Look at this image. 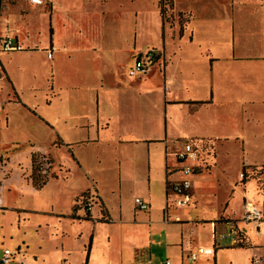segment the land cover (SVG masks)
Here are the masks:
<instances>
[{"label":"crops","instance_id":"1","mask_svg":"<svg viewBox=\"0 0 264 264\" xmlns=\"http://www.w3.org/2000/svg\"><path fill=\"white\" fill-rule=\"evenodd\" d=\"M155 2L158 3V22L166 29L159 2ZM29 4L25 6L21 3L23 9L41 6L45 10L43 3L34 4L29 0ZM51 5L48 10L51 20L49 46L45 44L44 50L49 60H54L55 50L60 57L58 62H52L51 72L55 74H52L48 89L40 92L35 87L38 79L45 75L43 70L36 68L33 72L38 79L31 80L27 74L23 76V81L27 78L31 86L30 94L25 95L12 72L7 71L2 62L0 64V78H7L9 82L6 96L2 95L0 87L3 101L0 123L4 117L0 130L12 140L10 153L8 150L0 151V155L7 156L6 163L0 161L3 196L0 212H18V227L13 232L18 236L16 254L23 252L18 259L20 264H52L50 254L45 250L39 254L40 259L37 255L35 259L26 255L29 242L20 227L22 221L26 225L31 219L30 214L43 215L37 222L50 228L51 235L58 238L62 247L57 253L59 264H118L120 256L136 258L148 249L152 255L155 248H164L167 252L165 259H171L172 264H190L193 261L188 259L189 253L185 255V249L193 247L199 237L194 235V229L200 230L198 228L203 223L207 224L205 228L213 231V245L200 243L198 248L204 247L208 252L200 254L195 262L211 264L209 256L217 250L218 214L201 220L175 216L179 210L185 212L195 206L194 177L204 172H200L201 164L198 163L192 176L191 203L176 206L174 195L168 190V182L181 177L178 171L180 164L175 156L181 146L175 151L173 145L191 141L199 147L208 138L226 141L227 138L197 133L194 124L198 121V125L205 126L206 123L198 120L194 112L214 104L218 93L234 98L264 93V0H202L198 9L192 5L178 7L173 0L174 10L187 14L188 21L184 27H169L172 41L168 48L165 44L160 49L150 48L163 52L162 69L136 75L128 72L119 79L121 82L107 79L109 66L105 65L102 51L108 48L98 38L87 36L91 27L82 25L77 15L80 11L72 8L70 18L65 20L59 0H51ZM54 16L58 21L56 27L52 24ZM0 27L3 31L0 32V53L18 52L15 54L28 56L36 53L37 38L22 36L26 33L25 28L19 25V21L10 19L8 8L0 9ZM9 32L15 35H2ZM7 36L19 43L22 50H3L2 43ZM142 39L143 34L139 30L135 32L133 42L128 43L129 50L120 48L122 44L118 48V44H114L112 64L118 65L125 56L124 52H130L136 60L143 51L140 46ZM26 48L30 50L24 51ZM97 49L100 51L89 54L91 58L88 62L93 67L86 73L82 66L88 55L83 52H96ZM49 52H52V57L48 56ZM61 62L67 63V69L61 70ZM61 77L65 82L61 81ZM20 107L27 112L19 110ZM243 110L245 114L229 119V122L247 124L248 109ZM17 111L21 116L30 118L32 125L18 123ZM39 134L48 138L50 148L38 149L29 144ZM247 134L244 131L236 139L244 145ZM20 140L29 144L28 151L22 152L29 155L26 162L22 161L18 151ZM54 148L60 151L58 159L52 155ZM33 154L44 156L46 162L50 158V165L57 163L59 167L48 176L41 188H36L32 179ZM72 163L76 168L74 170ZM98 168L107 171V177H98ZM127 182L133 183L134 203L130 209L121 203L113 207L105 188H110L114 196L121 198ZM253 187L254 184L250 183L247 191ZM6 191L13 192L15 197L12 199ZM247 194L251 196L249 192ZM84 195L94 198L91 208L82 205ZM136 197L148 202L149 207L140 209L135 203ZM22 199H28L27 205L21 206ZM246 202H243L244 208ZM96 205L98 208H95ZM230 210L227 211L235 214ZM242 218L246 221L244 215ZM242 221L235 214L226 225L232 229L231 232H237L239 241L246 239L249 244L245 247L238 243L236 246L250 249L255 240L244 231ZM256 223L260 238L264 221ZM6 230L2 229L5 233ZM10 238L13 240V236ZM68 238L72 239V259ZM258 257L262 258V263L264 254ZM147 261L153 262L151 258Z\"/></svg>","mask_w":264,"mask_h":264},{"label":"rangeland","instance_id":"2","mask_svg":"<svg viewBox=\"0 0 264 264\" xmlns=\"http://www.w3.org/2000/svg\"><path fill=\"white\" fill-rule=\"evenodd\" d=\"M160 1L164 9V18L162 17V22L164 27H168L166 29H163L162 24L158 22V3L155 2V0H59V4H61L65 12H62V17L65 20L70 18L69 15L72 14V8L76 7V9L80 11L77 15L80 16L82 25L87 28L91 27V31H87V36L91 39L98 38L104 42V46L108 48L102 51L106 58L105 65L109 66L107 79L109 81H114L123 77V74L125 76L128 75V68L135 62V58L133 59L130 56V52H124L125 56L118 62L119 64H112L113 59L111 54L114 52L112 48L114 44H118L116 48L119 47V44H122L120 48L129 50V47H127L128 43L133 42L135 32L140 30L141 34H143V39L140 41V46H142L143 51L152 47L160 49L164 44L166 48H168V44L172 41V32L170 28L177 29L178 27L186 26L188 16L185 13L174 10L172 6L173 0H158V2ZM21 3L25 6L30 5L29 0H0V9L8 8L10 19L19 21V25L25 28L27 34L22 33V36L37 38L35 45L37 47L34 48L36 53L28 56L27 54H15L18 52H2L0 53V64L2 62L6 70L12 72L14 77L18 80L23 93L29 95L31 86L29 82H27V78L25 82L23 81V76L27 74L31 80L38 79V77H35L37 74L33 72V70L36 68L43 70V74L45 75H42V77L38 79V84L35 87H38V91L45 92L48 89L52 74H55V72H51L53 68L52 62L54 60L58 62L60 54L55 50L54 60H49L44 50L45 44L49 46L50 39L51 20L48 10H50L52 6L51 0H43L42 5L45 10H43L41 6L23 9L24 6L21 5ZM201 3L202 0H175V4L178 7L192 5L195 9H198ZM59 17H61V14ZM57 22V18L55 19L54 16V20L52 19L54 27H56ZM0 32H3L1 27ZM6 34L15 35L14 32L3 33L2 35L5 36ZM152 37L153 39H151ZM29 45L30 47L33 46V44ZM27 50H30V48H26L24 51ZM99 51L100 49H97L96 52L92 50L83 52L85 55H88L87 61L85 60L82 66L86 73L93 67V64L88 62L91 58L89 54ZM155 53V61L152 70L147 73L162 69L165 59L164 54L161 50L156 49ZM71 54L73 55V53ZM73 63L75 66V60H73ZM59 67L61 70L67 69V63L61 62ZM61 81L65 82V79L63 78ZM119 81L121 82L122 80ZM8 84L7 78H0V87L3 96H6V92L8 93ZM7 105L8 104L5 105L6 108ZM244 108L248 109L249 120L247 124L240 125L230 123L229 119H234L245 114V110L242 112ZM20 109L25 113V108L20 107L19 110ZM194 113V116H196L198 120L206 123L205 126L198 125V121L194 124L197 128V133L227 138V140L224 141L215 138L203 140L202 145L199 146L198 162L201 164L200 172L204 173L196 175L193 181L196 204L195 206L189 207L185 212L179 210V212L175 213V216L201 220L203 218H213L218 214L216 219L218 223L216 230L217 250L209 256L210 263L251 264V258L253 256H261L264 254V226L261 227L262 235L259 238L257 236L259 232L257 223L242 221V215H244L245 210L243 209L244 201L246 202L249 200L257 206L264 204V93L261 95L253 94L248 97L238 98L218 93L214 97V104L200 107ZM30 116H32V114H30ZM16 118H18V123L25 125L28 123L32 125L30 118L21 116L18 111ZM209 122L213 123L207 124ZM3 124L4 117L0 123L1 129ZM244 131L248 134L244 145H242L236 137H240ZM38 133H40L39 130ZM40 134L29 144H33L34 147L38 149L50 148L48 138ZM11 143L12 140L6 138L4 133L0 130V151L5 152L8 150L10 153L12 151ZM29 144L25 143L24 140H20L21 147L18 151L21 153L20 157L24 162L28 160L29 155L27 152L23 154L22 152L28 151L27 148ZM180 146L181 144L174 143V150H177ZM51 151L53 152L52 155L58 159L60 156L59 149L54 148V151ZM217 155L219 162L216 161ZM6 160V155H0V161L2 163H6ZM43 162L44 170L42 174L49 177L59 168L57 163H52L50 165L45 159H43ZM169 162H173L172 158H170ZM243 164L246 165L244 166ZM205 167L207 169H204ZM74 168L72 163V170H74ZM97 170L98 177L103 179L107 177V171H104L102 168H98ZM243 170H245V175ZM250 183H253L254 187L247 191V186ZM132 186V182H127V184L124 185L123 192L120 194L121 198L114 196L110 188H105L106 196L109 202H112L113 207H117V205L121 203L127 209L131 208L132 203H134V191L131 190ZM247 192L250 193V197L247 196ZM6 193L12 199L15 197L13 192L6 191ZM90 197H85L84 195V199L86 198V200H84L82 205L85 208H88L87 202ZM13 202L14 201H11V203ZM27 203L28 199H22L20 204L24 206L27 205ZM228 206L229 209H227ZM95 208H98V205H96ZM230 209L241 219L244 231H247L252 240H255V242L252 243V248H245L249 246L246 239L243 243L245 247H238L236 246L237 244L232 243L230 240L222 238L223 234L231 233L232 230L226 225L235 215L230 212ZM59 210H64V208H60ZM3 213L5 215H3ZM40 215L41 214H30L29 216L31 219L29 221L27 220L26 225L22 221L20 229L24 232V238L29 242V250H27L28 253L26 255L29 259H35L36 255L39 256L38 258L40 259L39 254L42 250H45L50 254L52 264H59L57 262V253H60L62 247L60 246L58 238L51 235V229L47 228L45 225L40 226L41 223L37 222L43 217V215ZM17 216H19L17 211L3 210L0 212V243H4V245H0V256L3 254L4 248H10L15 252L18 248V236L13 232L14 228L18 227L16 223V219H18ZM206 225L207 224L203 223L201 227L198 228L200 230H197V228L194 229V235H198L199 237L194 242L192 248L188 247L185 249L186 256L188 253H191L190 251H196L200 243L205 246H207L208 243L213 245V231H211L210 228L208 229V227L205 228ZM2 229H4V231L7 229L6 233L3 232ZM234 234L237 236L236 231ZM3 235L5 238H3ZM10 236H13V240H11ZM67 241L69 242V245H67L71 250L72 259V239L68 238ZM116 251H118V248ZM22 254L23 252H21L20 255L15 254V258L9 264H20V260L18 259ZM166 254L167 252L165 253L164 248H155V252L152 255H150V250L148 249L144 255H137L136 258H131L129 256L125 257V255L122 257L120 256L118 264H136L138 261H147L150 258L154 263H159L165 260ZM168 254H170V252ZM190 264L198 263L193 261ZM261 264H264V260Z\"/></svg>","mask_w":264,"mask_h":264},{"label":"built area","instance_id":"3","mask_svg":"<svg viewBox=\"0 0 264 264\" xmlns=\"http://www.w3.org/2000/svg\"><path fill=\"white\" fill-rule=\"evenodd\" d=\"M34 4H42L43 0H30ZM3 50L5 51H16L22 50V46L19 43L14 42L13 38L7 36L3 40ZM155 49H147L141 51L134 64L131 66L129 73L130 75H136L138 73H147L152 70L153 63L155 61ZM49 57H52V52L48 53ZM3 107V101L0 98V113ZM176 160L180 164L178 171L181 173V177L173 182H168V190L174 195L173 201L176 206H187L192 200V176L196 173L199 161V147L191 141H185L176 152ZM2 167L0 166V171ZM94 198L91 196L88 198L87 206L91 208L94 204ZM135 203L140 209H147L149 207L148 202L144 201L141 197L135 198ZM3 205V196L0 185V207ZM244 220L255 221L260 224L264 221V207L257 206L253 202L247 201L245 203ZM222 238L230 240L234 244H238L239 237L233 232L222 235ZM17 252V251H16ZM9 248L4 249L3 254L0 256V264H9L16 254ZM208 250L204 247H199L197 251H191L188 254L190 261H195L200 254L206 253ZM262 260L261 257H253V264H258ZM139 264H172L171 259L167 258L159 263L152 261H143Z\"/></svg>","mask_w":264,"mask_h":264},{"label":"trees","instance_id":"4","mask_svg":"<svg viewBox=\"0 0 264 264\" xmlns=\"http://www.w3.org/2000/svg\"><path fill=\"white\" fill-rule=\"evenodd\" d=\"M172 5H173V2H172ZM159 7H160V13H161L162 17L164 18V9L162 7L161 1L159 2ZM51 32H52V30H51ZM43 157L44 156H41L39 154H33L32 155V165H33L32 179H33L34 186L36 188L43 187L49 178L47 175L42 174V172L44 170V165H43L44 162L42 160ZM47 161L50 162V158H47ZM243 173L245 175V170H243ZM84 200H86V198ZM241 239H244V238H241ZM243 243L244 242H241V240H240L239 244H242L240 246H244Z\"/></svg>","mask_w":264,"mask_h":264}]
</instances>
